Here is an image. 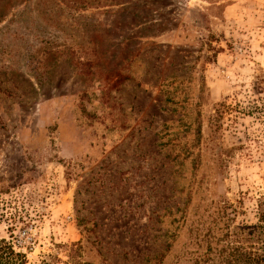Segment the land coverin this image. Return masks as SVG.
I'll return each instance as SVG.
<instances>
[{
  "label": "rangeland",
  "instance_id": "374dc122",
  "mask_svg": "<svg viewBox=\"0 0 264 264\" xmlns=\"http://www.w3.org/2000/svg\"><path fill=\"white\" fill-rule=\"evenodd\" d=\"M263 195L264 0H0V264H218Z\"/></svg>",
  "mask_w": 264,
  "mask_h": 264
},
{
  "label": "trees",
  "instance_id": "16d2710c",
  "mask_svg": "<svg viewBox=\"0 0 264 264\" xmlns=\"http://www.w3.org/2000/svg\"><path fill=\"white\" fill-rule=\"evenodd\" d=\"M229 208L227 204L219 208L220 220L226 216ZM254 216L255 222L233 227L236 236L234 244L220 245L221 241H224L223 237H228L226 232L222 240H215V245L219 248L215 252L218 264H264V195L257 200ZM225 227L228 229L229 224H225Z\"/></svg>",
  "mask_w": 264,
  "mask_h": 264
}]
</instances>
